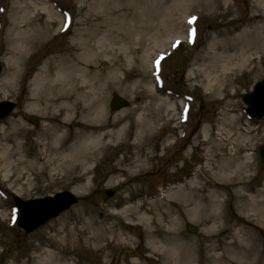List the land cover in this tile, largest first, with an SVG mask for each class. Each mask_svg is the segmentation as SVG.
I'll return each mask as SVG.
<instances>
[{
  "label": "rangeland",
  "instance_id": "1",
  "mask_svg": "<svg viewBox=\"0 0 264 264\" xmlns=\"http://www.w3.org/2000/svg\"><path fill=\"white\" fill-rule=\"evenodd\" d=\"M31 1L33 0H0V9L3 10L0 11V101L14 102L10 114L0 120V127L10 126L9 131L12 135L19 130L16 139L24 143V150H28L30 155L39 151L35 139L43 125V117L39 113L25 111L27 93L31 88L28 85L30 79L44 61L69 52V43L78 37L82 29H86L89 20L93 23L103 14L108 16L115 6L114 0H37L39 7L41 4L47 5L59 18L53 23L54 19L50 18L48 13L40 11L39 7L32 5ZM116 2L118 7L115 12L118 11L122 16L119 18L122 27L140 22L139 19L145 17L149 23L159 27L157 35L152 36L153 42L149 49L144 39H140L147 34L138 35L141 31H134L135 34L132 36L134 41L130 47L134 53H130L129 67H125L121 75L123 82L120 89H113L107 93L109 113H125L132 110L134 117L141 113L154 122L153 135L140 139V143L149 146L155 157L147 164L148 172L141 174L129 184L133 190L128 194L125 187L117 186V183L113 185L108 183V177L112 175L110 171L116 167L113 162L126 156V151L117 148L105 149L94 161L87 175L91 180L90 188L74 194L77 197L74 205L29 233H24L16 224L17 213L13 194L23 199L40 198L62 190L70 191L73 186H81L85 181H78L75 185L60 182L54 187L44 188L45 176L36 179L31 177L29 187L23 178L8 175L1 163L0 167H3L0 168V264H37L35 254L38 252L37 248L43 244L47 245V240H50V245L54 247L56 243L54 245L52 241H59L60 247L68 249L67 258L76 264H163L158 257L149 254L148 249L142 247V244H145V237L141 235L140 230L126 228L125 221L101 218L104 226L114 225L115 236L110 232L94 234L97 232L96 226L80 231V225L90 214L102 216L106 211L124 207L127 203L121 202L123 197L126 201L132 196V202L138 198L159 199L160 194L166 195L172 191L173 186L191 180L194 166L204 164V149L210 147L209 143L196 146V142H201L204 133L210 138L211 143L227 139L230 136L226 132L229 130L228 125L231 126L230 133L233 134V138L237 133L240 136L248 134L251 139L249 142L251 149L243 150V146L238 155L239 157L247 152L252 153L253 167L248 184L254 190L264 184V161L260 162L258 153L259 146L264 144V117L261 119L248 117L246 105L242 100V94L250 92L264 76V61L260 62L258 55L251 54V57L256 59L255 63L259 61L255 70L251 71L255 65L252 62L247 65L239 63L234 70L224 71L221 67H215L209 58L208 50L214 41L225 44L228 38H241L244 35L243 31L264 24V0L218 2L183 0L181 3L185 2L184 7L189 6L188 14L198 18L188 25L180 19L181 8L176 9L172 5V0H116ZM27 4L30 8L28 14L24 15L21 11L16 13V8ZM104 10L106 13H103ZM64 13L66 17L68 16V25L60 32ZM166 13L169 16L164 19ZM20 17L24 18L23 23L30 24L26 28V34L30 35L29 29L34 28L36 35L40 36L41 33L42 40L28 52L23 62L16 68L15 74L10 62L12 53L9 43L12 26L19 24ZM192 27L196 29L197 34L194 42L190 44L187 32ZM168 36L169 40H166ZM163 40L166 43L160 47ZM159 59L160 71L156 74L155 64L153 69L152 63ZM130 71L133 72V76H130ZM192 71L194 74L191 75ZM224 75L232 79V84L223 83L224 85L219 86L222 81L217 83L216 79H222ZM3 79L9 80L7 85H3ZM112 95H118L125 100V105L118 110H112L110 108ZM159 98L179 103V106L167 114L165 108L158 107L156 99ZM149 104L150 107L147 108ZM30 116L38 119L37 125L29 122ZM135 128V125L132 126L129 133H133ZM26 130L29 132L27 135ZM127 138L131 141L132 136L128 134ZM126 150L130 156L132 150ZM17 158L18 156L12 157V160ZM119 162L120 167H125V162ZM110 190L112 193L108 196L107 192ZM223 199L225 215L229 214L231 219H235L237 198L224 196ZM171 208L174 211L179 209L175 204H172ZM186 224L195 227L196 231L189 232ZM75 225L77 227H73ZM180 225L184 239L202 240L204 235L199 224L183 217ZM72 229L78 235L76 239L68 235L72 233ZM118 234L121 237H118ZM110 235L114 238H110ZM255 237L259 240L258 246L263 250L264 256V232L255 231ZM84 238L86 241L82 242ZM141 239L143 243H140ZM199 257L202 258L201 255L196 257L194 264H202Z\"/></svg>",
  "mask_w": 264,
  "mask_h": 264
},
{
  "label": "bare ground",
  "instance_id": "2",
  "mask_svg": "<svg viewBox=\"0 0 264 264\" xmlns=\"http://www.w3.org/2000/svg\"><path fill=\"white\" fill-rule=\"evenodd\" d=\"M172 1L176 9L181 8L180 19L187 22L189 6L185 8V2L181 3L183 0ZM31 4L39 7L37 0L31 1ZM114 4L108 16L103 14L93 23L88 21L86 29H82L78 37L69 43V52L44 61L30 79L28 85L31 88L27 93L25 111L39 113L43 117V125L35 139L39 151L30 155L28 150H24V143L16 139L19 130L12 135L10 126L0 127V164H3L8 175L23 178L29 187L31 177L36 179L45 176L44 188L54 187L60 182L75 185L83 180L85 184L75 185L70 190L77 195L90 188L91 180L87 175L94 161L105 149L117 148L124 149L127 155L129 153L126 149L132 151L130 156L126 155L113 162L116 167L111 169L108 183H117V186L125 187V192L130 194L133 188L129 184L148 172L147 164L155 157L149 146L140 143V139L153 135L154 122L141 113L134 117L132 110L109 113L107 93L120 89L123 82L121 75L129 67L130 53H134L130 48L134 41V31H141L138 35L147 34L140 39H144L149 49L153 42L152 36L157 35L159 27L149 23L147 17L122 27L119 22L122 16L118 11L115 12L118 7L116 0ZM27 6L16 8V13L21 11L24 15L28 14L30 8ZM39 9L48 13L54 19L53 23L59 20L47 5L41 4ZM103 13H106L105 10ZM168 16L166 13L163 18ZM20 19V25L12 26L9 43L12 53L10 62L15 74L28 52L42 40L41 33L40 36L36 35L34 28L29 29L30 35L26 34L30 24L23 23V17ZM242 33L244 35L241 38L230 37L225 40V44L214 41L209 47V58L215 67L229 71L239 63L250 64L256 60L251 54L258 55L260 62L264 61V24ZM166 40H169V36ZM165 43L161 41L160 47ZM259 61L254 62L251 71L257 68ZM129 74L133 76V72ZM226 77L224 75L222 79H216L217 83L222 81L219 86L223 83L232 84V79ZM2 82L7 85L9 80L3 79ZM156 100L158 107L165 108L167 114L179 106V103L175 104L168 99ZM149 107L150 104L147 105ZM134 125L135 131L129 133ZM228 126L226 132L230 136L227 139L211 143L204 133L201 142H196V146L209 143L210 147L204 149V164L194 166L191 180L173 186L172 191L160 195L159 199L138 198L132 202V196L128 197V201L123 197L121 202L127 203L124 207L106 211L102 216L88 215L82 221L80 231L96 226L97 232L94 234H114V225L104 226L101 218L116 219L125 221L126 228L140 230L145 237L142 247L158 257L163 264H194L200 255L202 264H264L263 250L255 237V231L264 232V184L257 190L248 184L253 167L252 153L238 155L243 146V150L251 149V139L248 134L240 136L237 133L233 138L231 126ZM28 133L26 130L25 134ZM128 134L132 136L131 141L127 138ZM24 138L29 143L27 136ZM15 156L18 158L12 160ZM119 161L125 162V167H120ZM224 196L237 198L235 219H231L229 214L225 215ZM172 204L179 209L172 210ZM183 217L201 226L204 235L201 241L182 237L180 222ZM71 231L68 235L76 239L78 235L74 229ZM118 237L121 235L118 234ZM110 238L114 237L110 235ZM85 241L86 238L82 239V242ZM52 242L56 243L55 247L47 240V245L43 244L37 248V253L34 252L37 264H76L67 258V248L60 247L59 241ZM143 242L141 239L140 243Z\"/></svg>",
  "mask_w": 264,
  "mask_h": 264
},
{
  "label": "water",
  "instance_id": "3",
  "mask_svg": "<svg viewBox=\"0 0 264 264\" xmlns=\"http://www.w3.org/2000/svg\"><path fill=\"white\" fill-rule=\"evenodd\" d=\"M243 101L248 105L247 112L256 118L264 116V77L258 82L253 91L242 96ZM125 102L114 96L111 102V109L121 107ZM13 108V103L0 102V118L6 117ZM29 120L37 123V119L30 117ZM261 159L264 160V145L260 148ZM110 194V193H108ZM15 203L19 209L18 226L25 233L33 231L35 228L44 224L49 219L57 216L60 212L68 209L77 199L69 192H58L54 196H46L34 200H21L17 196L14 197ZM191 232L195 231L194 227L187 226Z\"/></svg>",
  "mask_w": 264,
  "mask_h": 264
},
{
  "label": "snow or ice",
  "instance_id": "4",
  "mask_svg": "<svg viewBox=\"0 0 264 264\" xmlns=\"http://www.w3.org/2000/svg\"><path fill=\"white\" fill-rule=\"evenodd\" d=\"M0 11H3L2 9H0ZM177 44H179V41H177ZM175 46V45H174ZM163 57H161V59H162ZM156 63H157V65L159 66V63H160V61L159 60H157L156 61Z\"/></svg>",
  "mask_w": 264,
  "mask_h": 264
}]
</instances>
